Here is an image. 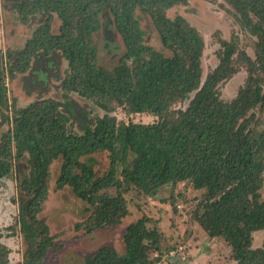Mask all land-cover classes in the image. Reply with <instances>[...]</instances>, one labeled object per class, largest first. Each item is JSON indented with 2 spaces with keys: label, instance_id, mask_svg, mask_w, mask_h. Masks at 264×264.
Masks as SVG:
<instances>
[{
  "label": "trees",
  "instance_id": "16d2710c",
  "mask_svg": "<svg viewBox=\"0 0 264 264\" xmlns=\"http://www.w3.org/2000/svg\"><path fill=\"white\" fill-rule=\"evenodd\" d=\"M241 27L256 38V58L239 50L238 40H221L219 64L203 79L205 42L183 16L167 12L188 0H15L24 19L46 18L19 51H0V185L14 173L15 160L29 157L27 193L18 202V227L26 251L21 264H42L55 239L39 218L49 189L50 167L61 159L56 181L70 187L92 208L90 231L118 226L128 215L127 192L156 198L167 185L189 182L204 190L193 219L210 239H221L234 264H264V242L253 247L254 234L264 231V128L256 112H264V0H223ZM147 15L163 50L146 44L139 14ZM56 15L61 25L52 32ZM107 15L122 38L124 52L118 65L99 64L93 36ZM60 52L68 62L62 81L63 96L77 94L91 100L104 114L77 134L65 102L39 99L11 113L7 80L25 73L33 59ZM248 71L235 99H221L219 86L239 72ZM117 108L127 116L150 114L153 123L119 121ZM107 152L110 169L94 170L91 155ZM120 173V176L117 174ZM115 189V194L110 191ZM141 218L128 226L125 252L109 245L87 255L85 264H157L162 253L161 234ZM0 228V264H10Z\"/></svg>",
  "mask_w": 264,
  "mask_h": 264
},
{
  "label": "rangeland",
  "instance_id": "374dc122",
  "mask_svg": "<svg viewBox=\"0 0 264 264\" xmlns=\"http://www.w3.org/2000/svg\"><path fill=\"white\" fill-rule=\"evenodd\" d=\"M15 0H0V51L22 50L35 30L46 18L36 14L26 19L14 6ZM232 8L223 0H188L185 5L170 9V18L183 16L190 25L202 35L205 50L202 57L203 79L219 64L218 50L220 41L236 37L239 50L256 58L257 40L249 35L231 13ZM139 14L142 29L145 31L146 44L156 50H163L155 27L150 18ZM102 27L93 40L98 48L99 64L106 69L118 65L124 52L122 38L116 31L113 21L105 15ZM60 19L54 15L52 32L57 33ZM239 72L219 86L221 99L230 102L236 98L244 86L248 71L240 65ZM68 62L60 52L49 55L38 54L31 67L25 73H18L15 79L8 81L10 112L24 108L39 99H56L65 102L63 108L70 117L72 129L77 134L84 133L96 117L104 111L91 100L70 94L63 96L62 81L66 77ZM119 121L130 120L137 123H153L157 118L150 114L127 116L121 108L114 111ZM258 129L264 128V112L257 110ZM5 126L0 137L7 131ZM95 160L94 170L98 176L105 175L110 169V158L107 152H96L91 155ZM62 160L58 159L50 167L49 189L46 201L42 204L39 218L47 225L48 234L55 239V245L49 250L42 264H85L87 255L96 252L100 247L109 245L117 252H125L124 235L130 224L141 218L149 220L150 228H157L161 234L162 253H153V258H161L157 264H234L230 258V249L221 239H210L193 219L199 200L204 190H196L189 182L178 185H167L158 191L154 199L131 190L126 193L125 201L128 215L118 226L89 230L88 220L92 213L86 202L78 199L70 187L59 189L56 181L60 175ZM32 164L28 156L15 160L14 173L5 177L0 185V228L3 230V244L10 249V264H21L26 251L23 235L18 227L19 200L27 193L21 190L20 184L28 180ZM120 176V173L117 176ZM264 177V175H263ZM115 189L110 191L115 194ZM261 201H264V181L261 190ZM264 242V231L254 234L253 247L259 248Z\"/></svg>",
  "mask_w": 264,
  "mask_h": 264
}]
</instances>
